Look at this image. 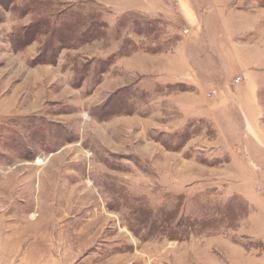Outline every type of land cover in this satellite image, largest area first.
I'll return each mask as SVG.
<instances>
[{"label":"rangeland","instance_id":"1","mask_svg":"<svg viewBox=\"0 0 264 264\" xmlns=\"http://www.w3.org/2000/svg\"><path fill=\"white\" fill-rule=\"evenodd\" d=\"M263 51L264 0H0V264L262 255Z\"/></svg>","mask_w":264,"mask_h":264},{"label":"crops","instance_id":"2","mask_svg":"<svg viewBox=\"0 0 264 264\" xmlns=\"http://www.w3.org/2000/svg\"><path fill=\"white\" fill-rule=\"evenodd\" d=\"M127 8H130V7H127ZM130 9H137V10L143 11L147 14L153 15L150 12H148L147 10H142L139 8H130ZM260 69L264 70L263 67ZM251 70H253L251 67H246L245 69L243 68L242 72L245 73V72H249ZM258 79H260V80L263 79V76L262 75L257 76L255 74H253V72L249 73L247 83L239 91L242 94H244V96H245L246 92L254 90L256 88V85L258 83V81H257ZM240 97L244 98L241 95H240ZM251 219H254V218H251ZM251 229L254 230L253 227ZM257 231H258V233L249 231L248 235H250L252 238L258 239L261 243L264 244V231H261V230H260L261 232H259V230H257ZM208 241L214 242L215 246L216 245L222 246L221 250H223V254H220L223 256H220L215 252L210 253V256L208 258V262L210 264H264V248L262 250V255L258 256L257 258L256 257L253 258V256L248 254L245 251V249L242 248V246L240 244L234 243L231 240H228V239L223 238L221 236L214 235V236L210 237V239H208ZM191 261L192 262L182 261V263H177V264H199V260L197 258L195 259V257H192Z\"/></svg>","mask_w":264,"mask_h":264}]
</instances>
